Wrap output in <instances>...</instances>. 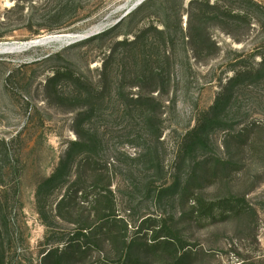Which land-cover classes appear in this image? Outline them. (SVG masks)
<instances>
[{
  "label": "rangeland",
  "instance_id": "1",
  "mask_svg": "<svg viewBox=\"0 0 264 264\" xmlns=\"http://www.w3.org/2000/svg\"><path fill=\"white\" fill-rule=\"evenodd\" d=\"M138 1L0 0V46L16 47L0 52V264H44L68 242L57 205L78 169L92 182L87 155L108 169L128 241L143 229L142 264H264V0L127 13ZM54 36L71 39L36 44ZM219 95L206 146L190 149L185 134ZM62 159L70 182L43 187ZM230 194L254 211L197 221L193 198ZM157 222L176 251L151 249ZM90 247L71 264H120L111 244Z\"/></svg>",
  "mask_w": 264,
  "mask_h": 264
},
{
  "label": "trees",
  "instance_id": "2",
  "mask_svg": "<svg viewBox=\"0 0 264 264\" xmlns=\"http://www.w3.org/2000/svg\"><path fill=\"white\" fill-rule=\"evenodd\" d=\"M261 63L264 64V55H259ZM59 72H54V77H58ZM235 76L234 78H238ZM233 78V79H234ZM221 103V96H218L216 103L208 112L202 113V119L188 131L184 136V142L190 149L194 146H206L208 131L213 127L214 121L208 120V115L218 109ZM85 144L74 143V146L81 147ZM90 149L91 146H88ZM82 162V161H81ZM84 166L88 169L91 183L84 180L81 170L78 169L74 180L67 188L66 194L62 196L57 207L58 217L70 222L72 229L70 239L63 245L44 252V264H71L72 260L78 262L87 261L90 257V244L97 242L109 243L119 249L118 263L120 264H142L141 259L136 254L137 246L134 245L141 236L142 230L137 233L136 238L128 241L127 226L117 214L115 195L109 181V172L106 167L98 166V160L93 155H87L84 159ZM224 162V161H223ZM227 162L224 163L226 165ZM81 165V164H80ZM70 170L65 159H62L43 183V187L59 186L66 183ZM70 182V181H69ZM192 212L196 215L198 222L216 219L218 217H233L252 213L254 209L244 196L230 194L220 200L208 201L203 196L195 197L191 200ZM89 204L91 208L85 210L83 205ZM155 222V221H154ZM1 229V228H0ZM169 230V231H168ZM149 235V239H148ZM1 236V230H0ZM147 240L151 242V249L160 248L170 252L176 251L175 241L178 239L170 232L166 222L162 225L157 222L153 228L146 232ZM179 260L182 257L175 254ZM93 263V262H92ZM96 264V263H93ZM100 264H111L103 260Z\"/></svg>",
  "mask_w": 264,
  "mask_h": 264
},
{
  "label": "bare ground",
  "instance_id": "3",
  "mask_svg": "<svg viewBox=\"0 0 264 264\" xmlns=\"http://www.w3.org/2000/svg\"><path fill=\"white\" fill-rule=\"evenodd\" d=\"M136 7H134V8H136ZM99 29H101V28H99ZM99 29H96V30L92 31L89 34L93 35ZM65 39H71V38H68V36L67 37H65V36H54V37H51V38H48V39L41 40V41L37 42L36 44H50V43H54V42H60V41H63ZM15 49H16V47L14 45H1L0 46V52H9V51H14Z\"/></svg>",
  "mask_w": 264,
  "mask_h": 264
},
{
  "label": "water",
  "instance_id": "4",
  "mask_svg": "<svg viewBox=\"0 0 264 264\" xmlns=\"http://www.w3.org/2000/svg\"><path fill=\"white\" fill-rule=\"evenodd\" d=\"M142 1H143V0H140L139 2H137V3L134 5V7H136V6H137L140 2H142ZM134 7L130 8V9L127 11V13L131 12V10H132ZM127 13H126V14H127ZM125 16H126V15H125ZM125 16H124V17H125ZM124 17H123V18H124Z\"/></svg>",
  "mask_w": 264,
  "mask_h": 264
}]
</instances>
